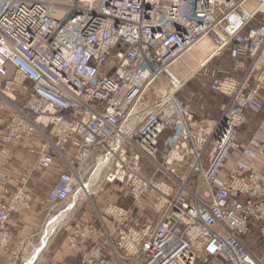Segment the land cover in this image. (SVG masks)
Masks as SVG:
<instances>
[{
  "label": "built area",
  "instance_id": "1",
  "mask_svg": "<svg viewBox=\"0 0 264 264\" xmlns=\"http://www.w3.org/2000/svg\"><path fill=\"white\" fill-rule=\"evenodd\" d=\"M246 1L0 0V146L39 140L29 149L33 171L14 190L0 175V254L12 215L31 209L35 173L56 174L51 205H79L76 194L99 182L103 163L101 183L123 186L159 215L128 227L129 209H105L123 213L114 214L118 264H264L252 250L264 244V3L224 45L230 74L210 75L208 90L227 100L210 128L180 98L198 72L143 102ZM128 117L141 121L125 135ZM73 227L83 242L97 232ZM105 247L83 252L80 264H107Z\"/></svg>",
  "mask_w": 264,
  "mask_h": 264
},
{
  "label": "rangeland",
  "instance_id": "2",
  "mask_svg": "<svg viewBox=\"0 0 264 264\" xmlns=\"http://www.w3.org/2000/svg\"><path fill=\"white\" fill-rule=\"evenodd\" d=\"M262 20H263V15H260L255 22L258 23ZM231 69H232V62L228 57L227 50L224 49L219 55L214 57L208 64H206L204 68L199 70L196 76L192 80L190 79L191 81L189 82V84H187V86L182 90L180 94L181 96L180 98H182L185 101L186 105H188L187 107L189 108L187 110L195 114L196 121L207 120L208 122H210V124H213V122L219 117L221 113V109L227 103V100L208 90V86L211 82L210 75H212V73L216 71H225L226 73L225 75H229ZM164 94H165L164 89L150 90L144 97L143 102L144 104H147L152 101L159 100L164 96ZM183 168L184 169L180 170V174H187L188 173L187 170L185 169V167ZM152 172L153 170L150 168L147 173L151 174ZM18 176H20V174ZM95 190L96 191H94V193L93 192L91 193L90 195L91 197L86 196V200H84L82 203H80V205H78V208L75 210V214L67 224H65L66 219L65 221L63 219L61 226L63 224L65 225L63 226L62 229L66 228L71 223L75 224L76 222H78L75 218L77 217L78 212L80 213L83 212V209L85 208L94 217L93 221L99 222L101 219L104 222L108 221L114 223L115 220L113 221V218L111 219L112 216L104 212L105 209L108 208V205H112V204L116 205L117 207L129 209L131 211L129 215V220L127 221L128 227H141L148 222L156 224L157 220L159 219L158 213L152 210L149 204H142V205L135 204L128 190L121 185L100 183V185H98V187H96ZM51 208H56L57 211L66 210L64 209L66 208L65 206L46 207L42 215L43 224L47 222L55 213H57L56 211L53 214L49 215L48 212ZM79 222L81 223L80 219ZM62 229L59 230L60 232L57 230L58 234L61 233ZM37 231L36 232L39 233L40 229ZM69 232H73V230H70ZM110 236L111 238L109 240L105 238L103 240L104 242L102 241L98 242V246L108 244L107 247H105V249L109 250V255L106 256L105 254L106 250H104V254L106 256L108 263L110 262L111 257H114L116 259L115 253L112 248V243L114 245H118L117 236L111 233ZM29 237L30 235L26 237V239ZM21 243L22 241L21 242L14 241L12 243L7 253L8 264L13 263L11 262V260L15 258L14 254L20 256L21 253L24 251L25 247L21 246ZM45 250L43 251L42 254H44ZM252 250H257L264 257V244L263 245L255 244L252 247ZM37 261L38 259L33 264L37 263ZM16 263L18 264L19 260ZM16 263L14 262L13 264Z\"/></svg>",
  "mask_w": 264,
  "mask_h": 264
},
{
  "label": "crops",
  "instance_id": "3",
  "mask_svg": "<svg viewBox=\"0 0 264 264\" xmlns=\"http://www.w3.org/2000/svg\"><path fill=\"white\" fill-rule=\"evenodd\" d=\"M206 128H210V122L206 121ZM39 140L37 137L18 143L5 151L0 146V175L6 174L8 185L6 192L14 190L18 185V175L22 173H31L35 165V156L30 153L29 149L38 147ZM56 180V174L54 172L35 173L32 177L30 184V191L33 196V202L31 209L22 211L20 213H14L12 219H10V230L12 232V243L15 241L23 242L26 237H30L36 234L43 225V212L48 204V192L52 188ZM78 212L76 220H81L83 224H93L98 230L96 232V239L87 242L85 245H80L76 248L71 247L67 240L70 230H74V223L61 230L60 234H55L51 238L49 246L46 248L44 254L38 258L36 264H80V258L83 252L98 245V242L103 241L106 238L107 230L111 234H115V224L112 222H97L93 221L94 217L85 208L83 212ZM37 231V232H36ZM59 231V230H58ZM57 231V232H58ZM36 232V233H35ZM60 232V231H59ZM109 233V234H110ZM9 251V250H8ZM7 251V253H8ZM7 253L0 255V264H8ZM108 264H118L114 257Z\"/></svg>",
  "mask_w": 264,
  "mask_h": 264
},
{
  "label": "bare ground",
  "instance_id": "4",
  "mask_svg": "<svg viewBox=\"0 0 264 264\" xmlns=\"http://www.w3.org/2000/svg\"><path fill=\"white\" fill-rule=\"evenodd\" d=\"M240 9V8H239ZM263 8L261 7L260 8V11L262 10ZM259 12V11H258ZM226 46H224L222 49H220L213 57H216L217 55H219L224 49H225ZM211 59V60H212ZM231 61V60H230ZM210 61L207 60V61H204L200 68L190 77L188 78V81H190V79H192V77L197 73L199 72V70H201L204 66H206V64H208ZM232 62V61H231ZM233 64V63H232ZM141 121V118H137V119H131L130 117L127 118L126 120V124L125 126L123 127V133L125 135H127V133H130L135 125H137L139 122ZM212 126V124H210ZM210 126V127H211ZM102 161V159H101ZM102 164H99L98 167L95 169L94 171V174H93V177H92V180L93 181H96L98 183H90L87 187L88 191H86L85 189V192L82 193L81 191L79 193L76 194V200L79 201L81 196H82V201L83 202L84 200H86V196H89L92 192L94 193V191H96V187H98V185H100L101 181H102V177L101 175L103 176L104 174V170L102 169ZM34 168V167H33ZM83 173V172H81ZM28 174V173H27ZM81 175V174H80ZM18 181H19V178H18ZM114 185H119V184H114ZM89 192V194H88ZM49 193V192H48ZM5 195L7 197H9L11 195V193H5ZM32 196V195H31ZM91 197V196H90ZM32 202H33V197H32ZM49 206L50 207H54L53 205H51L49 202H48ZM80 205V204H79ZM108 206H112V207H117L116 205H108ZM66 210H61V211H57L56 208H51L48 212L49 215L53 214L54 212L57 211V213H55L47 222H45L43 224V226L41 227L39 233H36L35 235L27 238L26 240H24L22 243H21V246H24V251L21 253L20 256L14 254L15 258L11 260V262H17L19 260V263L18 264H33L38 258H40V256L42 255L43 251L49 246L50 244V241H51V238L52 236H54L56 233L58 234L57 230H60L63 228V226L65 224H67L73 217V215L75 214V210L78 208V205L76 204H71V205H67L65 206ZM25 211V210H23ZM22 212V211H20ZM20 212H16V213H20ZM105 213H110V215L112 216L111 219L113 218V221L117 220V218H119L120 216H122V212L118 211V210H111V211H104ZM117 213V216H114V214ZM110 217V216H109ZM49 218V217H48ZM101 218V217H100ZM65 221L66 219V222L65 224H63L61 226V223L62 221ZM104 219V218H102ZM79 222V220H77ZM75 222V221H74ZM99 222H104L100 219ZM107 223V222H106ZM84 224V223H83ZM104 225V223H103ZM67 228V227H66ZM74 229V228H73ZM108 230V229H107ZM107 230H104L106 232V239H108V234L110 232H108ZM90 230H87L86 231V234H88V239H86V241H80V237L78 234H76V231L73 230V232H70L68 233V236H67V240L69 242V244L71 245V247L73 248H76L80 245H85L87 242L89 243V241H92L94 239H96V234L95 233H91L90 234ZM116 232V231H115ZM72 236L77 240L76 243H78L76 245V243L72 242ZM96 237V238H95ZM93 242V241H92ZM104 242V241H102ZM108 245V244H107ZM98 246V245H96ZM7 253V252H6ZM5 254V253H4ZM2 255V254H0ZM82 256V255H81ZM12 263V264H13ZM17 264V263H16ZM36 264V263H35Z\"/></svg>",
  "mask_w": 264,
  "mask_h": 264
},
{
  "label": "water",
  "instance_id": "5",
  "mask_svg": "<svg viewBox=\"0 0 264 264\" xmlns=\"http://www.w3.org/2000/svg\"><path fill=\"white\" fill-rule=\"evenodd\" d=\"M264 0H247L234 14L225 19L214 31L207 34L182 60L162 73L152 84L153 90L172 93L184 84L201 66L223 48L231 37L258 11Z\"/></svg>",
  "mask_w": 264,
  "mask_h": 264
}]
</instances>
